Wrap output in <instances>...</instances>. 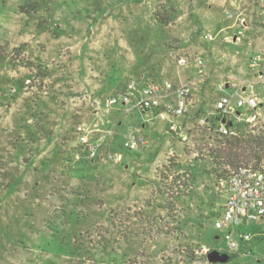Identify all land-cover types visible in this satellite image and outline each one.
<instances>
[{
    "label": "rangeland",
    "instance_id": "obj_1",
    "mask_svg": "<svg viewBox=\"0 0 264 264\" xmlns=\"http://www.w3.org/2000/svg\"><path fill=\"white\" fill-rule=\"evenodd\" d=\"M245 3L0 0V264H191L200 244L226 250L214 227L223 201L217 186L235 167L217 152L225 137L200 120L213 116L217 98L236 93L240 81L244 96L252 90L264 99V65L248 66L250 54L264 48V34L250 25V7L243 14L249 29L240 22ZM180 57L188 64L179 66ZM196 57L210 84L175 131L157 120L142 130L132 109L105 132L111 151L89 155L77 126L88 143L101 140L83 124L93 107L87 97L98 92L101 103L122 93L111 85L117 79L139 85L177 72L197 77ZM220 80L228 83L221 91ZM198 90L195 83L191 97ZM259 111L264 115V102ZM243 120L233 122L241 136L264 132ZM130 131L148 146L127 148ZM236 230L235 251L214 264H264V219Z\"/></svg>",
    "mask_w": 264,
    "mask_h": 264
},
{
    "label": "built area",
    "instance_id": "obj_2",
    "mask_svg": "<svg viewBox=\"0 0 264 264\" xmlns=\"http://www.w3.org/2000/svg\"><path fill=\"white\" fill-rule=\"evenodd\" d=\"M246 2L244 8L239 9V14L244 13L246 8H251V26L257 28L264 34V0H243ZM232 16V12L228 13ZM240 22L246 29L249 25L244 16L240 15ZM210 39L211 36L209 35ZM188 62L186 57H180L177 60L179 65H186ZM195 66L198 68V74H202L203 60L200 57L194 59ZM259 64L264 65V48L258 51H253L248 58L249 68H255ZM258 78L262 80L264 73L258 72ZM192 83H175L173 81H147L143 87L139 88L135 81H129L125 90L117 95L107 99L106 107H110L118 101L124 103L134 100V104L125 111L130 112L132 109L139 108L144 112L145 121L153 122L163 121L169 124L170 131H175L177 126V118L184 116L187 111V106L192 95ZM219 90H223V84L219 85ZM264 102L255 94L248 96H240L234 94H221L214 105L213 116L204 117L200 120L201 125L212 127L213 131L221 137H240L242 133L234 127L233 122H243L245 125L261 124L264 127V120L258 111L259 106ZM240 109H244L241 112ZM207 127V126H206ZM79 134V142L88 146L90 156H95L97 149L100 147L99 141L88 143V138L84 134L82 127L77 126ZM124 145L129 149L137 147L146 148L147 140L142 135H136L130 131L126 136ZM109 157L114 160H119L115 153H110ZM217 191L222 197L221 210L218 217L214 221V227L220 229L223 234V240L227 241L225 251L217 249L219 252H234L237 243L232 241V232L237 227L241 226L244 221H254L258 218L264 219V166L252 167L241 165L234 170L227 172V175L218 177ZM242 239L248 240L250 235L242 234ZM211 251L203 244L193 248L191 264H214L207 258Z\"/></svg>",
    "mask_w": 264,
    "mask_h": 264
},
{
    "label": "crops",
    "instance_id": "obj_3",
    "mask_svg": "<svg viewBox=\"0 0 264 264\" xmlns=\"http://www.w3.org/2000/svg\"><path fill=\"white\" fill-rule=\"evenodd\" d=\"M244 12V11H243ZM184 13H181V14H178L177 16V19H180L182 16H183ZM244 13L240 14L241 16H244L243 15ZM232 16H233V13H232ZM231 16V17H232ZM229 17V16H228ZM240 18V17H239ZM188 64V62H187ZM186 64V65H187ZM179 66H185V65H179ZM198 73V72H197ZM189 78V79H188ZM117 79V78H116ZM127 80L128 79H123V80H120L117 79V82H115V84H111L113 85V87H116L118 86L117 88H119L121 91L124 90L125 88V85L127 83ZM122 81V82H121ZM149 80H146V81H141L139 83V88L143 87V85L145 84V82H147ZM163 81H173L175 83H185V82H191L192 83V86L196 83L197 87L199 88V90L197 91L196 94H193V97L190 98V102L187 106V109L190 107L192 108H199L200 106V102L201 100L203 99V95L204 97H206V94H207V87L209 86L210 84V77L205 73V71L203 70L202 68V74L201 75H197V77L195 75H191L189 73H186V74H183L182 72H177V74L175 75V77H173L172 79H165V80H161V81H157V82H163ZM220 84H223V90L228 87V83L226 82V80H220L218 82V85H217V89H219V85ZM110 85V86H111ZM237 86V87H236ZM236 88L238 89V91H236V93L240 96H243L244 97V92L246 90V84H244L243 81H240L238 84H236ZM113 87H110V88H113ZM221 91V90H219ZM118 92V91H117ZM116 92V93H117ZM239 92V93H238ZM120 93V92H119ZM251 94L252 93V90H250L249 92ZM98 92H95V94L93 95H90V97H87L86 99L89 100V101H92V106L91 108H87V112L89 114V118H88V122H83V124H86L89 128H90V137L91 139H99L101 140V146L98 150V153H99V156L102 157L103 154L106 152V150H110L111 151V147L113 146V142L112 140H110V136L106 135V131L107 129L110 127V124H111V127H114L117 123V125H121L122 124V121L120 120V117L123 116L124 112H125V109L126 108H130L132 107V105L134 104V100L131 99L129 102L127 103H124L122 101H118L117 103L113 104L112 106L110 107H105L103 105V101L104 99H107V97L105 98H102V102H98V97H96L95 95H97ZM115 94V93H114ZM99 95V94H98ZM87 96V94H86ZM248 96V95H247ZM104 97V96H102ZM218 99V98H217ZM204 100V99H203ZM202 100V101H203ZM95 102H96V105H95ZM98 102V103H97ZM88 106V104L86 103V107ZM262 106V104L259 106V108ZM259 108H258V111H259ZM138 111L142 117V130L145 129V127H148L151 125V123L145 121V119H143V116H142V112L143 110H140L139 108H135L133 110V112H130V114H135V112ZM260 114H261V118L262 120H264V115L262 114L261 111H259ZM87 114V115H88ZM114 125V126H112ZM151 127V126H150ZM138 129V128H137ZM138 131L141 132L140 129H138ZM148 141V140H147ZM101 151V152H100ZM101 160L104 158H100ZM106 160V159H105ZM153 171V170H152ZM152 173V172H151ZM223 200V199H222ZM221 206H222V203H221ZM174 207V206H173ZM220 210H221V207H220ZM220 211H218L219 213ZM217 213V214H218Z\"/></svg>",
    "mask_w": 264,
    "mask_h": 264
},
{
    "label": "trees",
    "instance_id": "obj_4",
    "mask_svg": "<svg viewBox=\"0 0 264 264\" xmlns=\"http://www.w3.org/2000/svg\"><path fill=\"white\" fill-rule=\"evenodd\" d=\"M20 10H26L21 6ZM224 144L217 150L226 163L237 168L241 163L255 159L257 165L264 162V132H250L246 136L225 137ZM244 165V164H243ZM264 166V164L262 165Z\"/></svg>",
    "mask_w": 264,
    "mask_h": 264
},
{
    "label": "water",
    "instance_id": "obj_5",
    "mask_svg": "<svg viewBox=\"0 0 264 264\" xmlns=\"http://www.w3.org/2000/svg\"><path fill=\"white\" fill-rule=\"evenodd\" d=\"M207 258L212 263H223L229 260V255L225 252H219L217 249L211 250Z\"/></svg>",
    "mask_w": 264,
    "mask_h": 264
}]
</instances>
